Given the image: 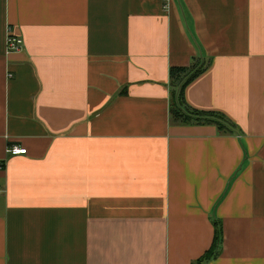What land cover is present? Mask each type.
I'll use <instances>...</instances> for the list:
<instances>
[{
  "label": "crops",
  "instance_id": "1",
  "mask_svg": "<svg viewBox=\"0 0 264 264\" xmlns=\"http://www.w3.org/2000/svg\"><path fill=\"white\" fill-rule=\"evenodd\" d=\"M0 162V264H264V0H0Z\"/></svg>",
  "mask_w": 264,
  "mask_h": 264
},
{
  "label": "trees",
  "instance_id": "2",
  "mask_svg": "<svg viewBox=\"0 0 264 264\" xmlns=\"http://www.w3.org/2000/svg\"><path fill=\"white\" fill-rule=\"evenodd\" d=\"M208 67V62H201L194 59L189 66H172L170 68L171 93V116L176 121L182 123L197 124H215L217 128L225 133L230 134L237 131L236 124L231 121L225 114L217 111H205L192 107L186 100L185 89ZM220 232L217 228L215 243L197 262L193 264H206L215 256Z\"/></svg>",
  "mask_w": 264,
  "mask_h": 264
},
{
  "label": "built area",
  "instance_id": "3",
  "mask_svg": "<svg viewBox=\"0 0 264 264\" xmlns=\"http://www.w3.org/2000/svg\"><path fill=\"white\" fill-rule=\"evenodd\" d=\"M169 1V0H167ZM23 46V40L19 36L15 35L12 32V28L9 26L8 27V37H7V53H12L19 51L22 49ZM6 152L10 155H16V154H26L27 153V148L26 147H21L17 144H9L6 148ZM3 164L0 162V167H2ZM2 190H0L1 192Z\"/></svg>",
  "mask_w": 264,
  "mask_h": 264
}]
</instances>
